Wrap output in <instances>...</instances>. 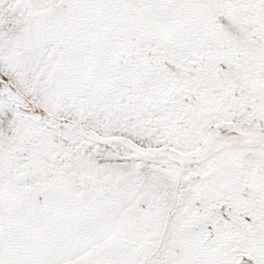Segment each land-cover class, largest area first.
<instances>
[{"label":"snow or ice","instance_id":"6c2138e0","mask_svg":"<svg viewBox=\"0 0 264 264\" xmlns=\"http://www.w3.org/2000/svg\"><path fill=\"white\" fill-rule=\"evenodd\" d=\"M0 264H264V0H0Z\"/></svg>","mask_w":264,"mask_h":264}]
</instances>
